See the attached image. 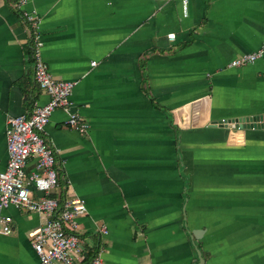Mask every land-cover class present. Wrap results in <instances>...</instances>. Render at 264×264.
I'll list each match as a JSON object with an SVG mask.
<instances>
[{"label": "crops", "instance_id": "0c3cea01", "mask_svg": "<svg viewBox=\"0 0 264 264\" xmlns=\"http://www.w3.org/2000/svg\"><path fill=\"white\" fill-rule=\"evenodd\" d=\"M22 10L52 76L75 82L44 135L60 187L85 199L82 263L196 264L198 249L201 264H264V124H229L264 118V56L228 65L264 43V0H0V171L7 119L48 99ZM3 213L0 264H36L43 217Z\"/></svg>", "mask_w": 264, "mask_h": 264}, {"label": "built area", "instance_id": "2783aa9c", "mask_svg": "<svg viewBox=\"0 0 264 264\" xmlns=\"http://www.w3.org/2000/svg\"><path fill=\"white\" fill-rule=\"evenodd\" d=\"M20 15L30 31L34 80L48 99L43 104L35 102L28 113L7 119L5 138L8 159L6 167L0 171V232L11 231L12 217L3 213L4 209L15 207L36 212L44 219L39 227L29 232L38 256L36 264H103L99 254L87 263H82L78 219L86 212L85 199L60 187L54 165L55 150L44 135L51 113L56 108L69 109L75 82L58 80L52 76L41 54L43 42L37 15L28 10H22ZM262 56L264 43L256 50L235 57L228 65H246ZM95 63L92 61L91 65ZM220 123L224 124L223 121ZM238 123L241 122L229 124ZM247 123L264 124V118H252ZM66 124L78 132H85L88 126L73 111H69ZM30 161L32 164L28 168ZM34 190L40 195L35 197Z\"/></svg>", "mask_w": 264, "mask_h": 264}, {"label": "water", "instance_id": "95a60500", "mask_svg": "<svg viewBox=\"0 0 264 264\" xmlns=\"http://www.w3.org/2000/svg\"><path fill=\"white\" fill-rule=\"evenodd\" d=\"M251 119H252V118H251ZM248 120H250V119H240V120L238 121V122H241V123L239 124V126H241V127H244V126H247V125H251L252 127L260 126L259 124H256V125L249 124V123H247ZM192 234L196 236L195 231H193ZM196 251H197V254H198V255H197V260H198V262H197L196 264H201V263H203V258L201 257L200 252L198 251V249H196Z\"/></svg>", "mask_w": 264, "mask_h": 264}]
</instances>
